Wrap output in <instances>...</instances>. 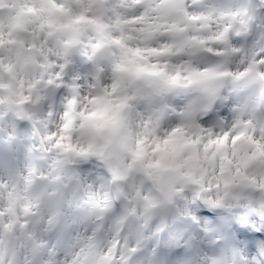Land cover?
<instances>
[{"label":"clouds","instance_id":"obj_1","mask_svg":"<svg viewBox=\"0 0 264 264\" xmlns=\"http://www.w3.org/2000/svg\"><path fill=\"white\" fill-rule=\"evenodd\" d=\"M0 264H264V0H0Z\"/></svg>","mask_w":264,"mask_h":264}]
</instances>
